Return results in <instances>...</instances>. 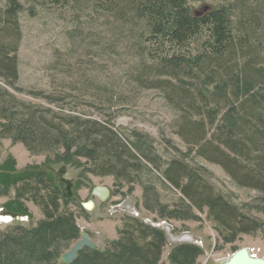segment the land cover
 <instances>
[{
	"label": "rangeland",
	"instance_id": "374dc122",
	"mask_svg": "<svg viewBox=\"0 0 264 264\" xmlns=\"http://www.w3.org/2000/svg\"><path fill=\"white\" fill-rule=\"evenodd\" d=\"M246 2L254 6V15L237 11ZM111 5L109 0H0V25L11 17L19 29L13 31L18 79L14 87L0 79L7 93L0 97V173L20 187L19 175L39 171L59 186L60 204L72 214L78 234L57 245L58 262L81 234L104 249L118 239V230L129 217L165 232L156 264H177L171 254L181 243L201 250L195 264H216L243 247L264 257V183L259 172L264 173V160L255 159L264 157V41L256 49L244 47L226 54L219 63L206 59L196 45L198 37L201 43L210 39L211 18L223 9L232 18L234 35L236 29L246 32L245 20L258 19L264 26V11L250 0H184L182 7L188 9L189 18L199 21V32L181 44V40H165L162 22L154 23L148 11L121 8L111 13ZM160 13L161 9L155 10V15ZM175 19L172 12L165 29ZM153 25L159 28H150ZM1 41L14 45L11 36ZM249 61L258 83L247 81L243 66ZM172 63L176 71H171ZM23 110H37L56 121L78 120L61 125L74 139L85 135L80 122H89L91 127L92 122L109 120L124 144L135 143L136 134L140 135L151 151L150 160H157V169L143 162L149 170L130 171L132 182L112 174L96 175L86 167L89 162L84 157L73 160L56 155L61 144L55 131L17 139ZM185 120L197 125L194 136L184 128ZM9 121H14L12 132L4 129ZM225 144L246 157H236ZM204 153L219 158V163L209 161ZM172 162L196 172L212 195L227 202L229 212L239 218L229 223L232 230L211 220L206 206L203 211L191 206L188 212L190 202L163 176ZM227 169L240 178L243 172L255 173L257 186L239 184V177H232ZM29 183L36 186L31 179L27 188ZM13 185L0 186V216L9 217L0 222V234L17 226L31 229L44 218L26 194L21 199L25 211L7 213L5 206L16 195ZM98 186L108 189L104 200L93 193ZM159 204L165 206L164 213ZM241 226L249 227L238 231ZM185 236L192 240H178Z\"/></svg>",
	"mask_w": 264,
	"mask_h": 264
},
{
	"label": "trees",
	"instance_id": "16d2710c",
	"mask_svg": "<svg viewBox=\"0 0 264 264\" xmlns=\"http://www.w3.org/2000/svg\"><path fill=\"white\" fill-rule=\"evenodd\" d=\"M109 1L112 4L110 8L111 13H118L121 8L128 10L137 8V11L140 13H147L148 11L154 23L158 21L162 22L160 29L163 31L162 35L165 40L166 38L173 42L181 40L183 41L181 44H183L190 35L199 32V21L189 18L188 9L182 7L184 0ZM250 1L257 4L255 7L264 11V0ZM246 3L237 7V11L240 10L242 13L246 12L248 15H254V13L251 14V9L254 6H251L248 2ZM157 9H161L160 16L155 15V10ZM222 11L221 14H217L219 16L214 15L211 18L210 39L205 43H201L203 39L202 37H198L196 41L197 48L204 53V57L208 60L213 59L218 63L221 62L222 57L226 54L231 55L235 50L238 51V49L241 50L244 47L248 50L256 49L264 41V26L259 25L260 20L257 19L255 22L245 20L244 22L247 24L243 25H248L246 32L243 33L242 30L237 31L236 29L234 35L232 31V18L230 14L226 13L227 10L223 9ZM230 11L232 12V10ZM172 12L175 13L176 19L171 24L170 29L167 30L165 27L170 22ZM154 26H150V28L154 29ZM155 27V29L159 28ZM17 28L18 24L16 20L11 21V17L4 20L0 25V79L9 87H14L12 85L18 79L16 58L17 35L13 33V31H19ZM6 31H8L7 34ZM3 32L4 36L1 37ZM10 36L14 40L13 46L11 44L7 46L1 41V39H6ZM248 50L246 53L247 55L250 53L251 56L252 51L248 52ZM249 62L243 66V70L248 78L247 81L251 84L258 83L255 66L251 64V61ZM174 70V63H172L171 71ZM184 71L185 73L188 72L187 66L186 68L184 66ZM0 97H7L6 91L1 87ZM8 107L11 108V105L9 104ZM23 111L25 112L24 119L21 121L22 125H20L19 130L21 133L18 134L17 132L15 134L17 139H21L24 136L27 137L28 135L33 136L37 133L41 134V132L49 135L55 131L59 133L57 140L61 144L59 146L60 150L56 151V155H60L58 156L60 158L66 157L73 160L76 157H84L89 162L85 164L86 167L96 175L104 176L112 174L119 179L126 178L127 181L132 182L133 176L130 171L149 170L148 166L143 162L148 161L157 169V160L155 158L152 161L150 160L148 155L151 151L145 148L147 144L146 142L142 143L140 135L136 134L135 143L131 144L130 142L129 144L127 140L128 143L124 144L119 140L118 135L111 130L109 120L106 124L92 122L91 127L88 125L89 122H80L83 125L82 128L86 130L85 135L83 138L79 135V138L74 139L66 130H62L61 125H69V123L77 122L78 120L65 117L56 121L49 117H44L37 110ZM16 113H18L17 110ZM4 119L8 121L6 118ZM13 125L14 121H9V126L6 127L5 125L3 127L12 132ZM0 127H2L1 124ZM184 128H187L189 133L192 132L191 135L194 136L195 132L193 129L196 131L197 125L194 126L185 120ZM191 135L189 134V136ZM130 145L135 149V153L131 150L132 147ZM225 147L233 151L231 153H234L236 157H246L237 148L235 150L231 149V144H225ZM204 154L209 161L219 163V158L217 160L212 154ZM255 159L263 161L264 157L261 156L260 158L259 156L258 158L257 156ZM255 165L258 166L257 164ZM227 171L232 177H239L236 176L233 169H227ZM253 174L243 172L242 178L239 177L237 179L238 183L243 186L256 187L257 182ZM163 176L190 202V205H186L189 213L191 206L200 211H203V207L206 206L208 217L219 225H222V227L232 230L229 223H237L239 218L237 219L236 214L232 211L229 212L227 202H224L219 196L212 195V192L208 191L203 182L200 181V177L196 172H189L181 164L172 162L171 165L164 169ZM31 179L35 181L36 186L30 187L29 183V188H27L26 183L30 182ZM18 181H21L20 187L15 186L13 178L0 173V186L4 187L13 183V186L16 187L15 199L5 206L7 213L14 215L22 214L25 208L21 199L26 194L39 207L44 218L31 229L17 226L8 228L4 233L0 234V264H65L61 260L59 262L56 261L59 256V246L57 245L76 238L78 233L72 214L67 211L64 205L60 204L61 195L59 193V186L55 185L49 174L39 171L31 173L23 172L19 175ZM37 184H40L41 187H38ZM159 207L161 212H163L165 206L159 204ZM123 222L118 230V239L110 241L104 249H98L97 247L94 249L83 248L69 264H156L159 260L161 249L166 242L165 232L163 233L160 229L147 226L137 218L129 217ZM238 223H242V221ZM248 227L246 226L247 229ZM246 228L245 226H241L238 231H247ZM254 228L255 226L251 227V229ZM200 252L201 250L197 246L190 243L177 244L173 248L171 260L177 264H195L196 256Z\"/></svg>",
	"mask_w": 264,
	"mask_h": 264
},
{
	"label": "water",
	"instance_id": "95a60500",
	"mask_svg": "<svg viewBox=\"0 0 264 264\" xmlns=\"http://www.w3.org/2000/svg\"><path fill=\"white\" fill-rule=\"evenodd\" d=\"M93 193L101 200H104L106 196L108 195V189L106 187L98 186L94 188ZM91 205V204H90ZM168 230V228H167ZM179 241H185V240H192L191 237L185 236L181 239H178ZM83 248H90L94 249L96 246L85 234H81L80 239H78L71 248L64 252L61 255V262L65 264L71 263L76 257L77 254L83 249ZM264 264V258L263 257H256L251 254H248L246 248H242L238 251H236L230 258L225 259L224 261H217L216 264Z\"/></svg>",
	"mask_w": 264,
	"mask_h": 264
},
{
	"label": "flooded vegetation",
	"instance_id": "af4514ba",
	"mask_svg": "<svg viewBox=\"0 0 264 264\" xmlns=\"http://www.w3.org/2000/svg\"><path fill=\"white\" fill-rule=\"evenodd\" d=\"M259 172H260V173H261V175H262V176H261V178H260V181H261L262 183H264V173H262V172H261V170H259ZM253 175L255 176V173H254ZM243 248H246V249H247V252H248V254H251V252H250L249 248H247V247H243ZM241 249H242V248H241ZM239 250H240V249H239ZM236 251H238V250H236ZM236 251H235V252H236ZM251 255H253V254H251ZM253 256H254V255H253ZM256 257H257V256H256ZM263 258H264V257H263ZM217 261H218V260H217ZM217 261H216V262H217Z\"/></svg>",
	"mask_w": 264,
	"mask_h": 264
},
{
	"label": "bare ground",
	"instance_id": "6f19581e",
	"mask_svg": "<svg viewBox=\"0 0 264 264\" xmlns=\"http://www.w3.org/2000/svg\"><path fill=\"white\" fill-rule=\"evenodd\" d=\"M8 217H2V216H0V222H4V221H8Z\"/></svg>",
	"mask_w": 264,
	"mask_h": 264
},
{
	"label": "built area",
	"instance_id": "2783aa9c",
	"mask_svg": "<svg viewBox=\"0 0 264 264\" xmlns=\"http://www.w3.org/2000/svg\"><path fill=\"white\" fill-rule=\"evenodd\" d=\"M1 216H3V217H8V216H6V215H1ZM9 218V217H8Z\"/></svg>",
	"mask_w": 264,
	"mask_h": 264
}]
</instances>
